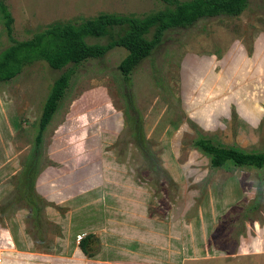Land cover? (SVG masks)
I'll return each instance as SVG.
<instances>
[{"label":"rangeland","instance_id":"1","mask_svg":"<svg viewBox=\"0 0 264 264\" xmlns=\"http://www.w3.org/2000/svg\"><path fill=\"white\" fill-rule=\"evenodd\" d=\"M1 1L17 41L56 23L164 8ZM11 45L0 19V53ZM126 53L77 69L40 150L43 105L63 71L35 62L0 83V245L10 263L264 264V167L212 169L193 146L202 136L264 151V0L167 30L128 80L118 71ZM86 236L90 256L78 247Z\"/></svg>","mask_w":264,"mask_h":264},{"label":"trees","instance_id":"2","mask_svg":"<svg viewBox=\"0 0 264 264\" xmlns=\"http://www.w3.org/2000/svg\"><path fill=\"white\" fill-rule=\"evenodd\" d=\"M164 8L143 17L101 13L80 22L56 23L17 41L13 35V18L0 0V19L12 45L0 53V83L14 80L23 69L35 62H45L51 69L63 71L53 82L43 105L35 138L40 150L43 133L70 87L77 69L90 60L103 58L115 48L127 53L118 65L121 76L128 80L133 71L160 44L164 33L173 28H187L201 18L220 15L236 17L248 6V0H161ZM106 39L105 44L88 39ZM193 146L205 154L212 169L226 166L264 167V151L249 152L222 145L210 137H198ZM90 236L79 241L81 252L90 256L86 245Z\"/></svg>","mask_w":264,"mask_h":264},{"label":"built area","instance_id":"3","mask_svg":"<svg viewBox=\"0 0 264 264\" xmlns=\"http://www.w3.org/2000/svg\"><path fill=\"white\" fill-rule=\"evenodd\" d=\"M2 238V235L0 234V239ZM7 244L6 245H0V264H11L10 258H8V251H7Z\"/></svg>","mask_w":264,"mask_h":264},{"label":"crops","instance_id":"4","mask_svg":"<svg viewBox=\"0 0 264 264\" xmlns=\"http://www.w3.org/2000/svg\"><path fill=\"white\" fill-rule=\"evenodd\" d=\"M4 233H5V231H1V230H0V234L2 235V237H6V236H4ZM8 241H10V245H11V247H13V243H12V241L9 240V239H8ZM7 246H8V245H7ZM7 246H6V247H7ZM7 248H10V247L8 246ZM7 251H8V250H7Z\"/></svg>","mask_w":264,"mask_h":264},{"label":"water","instance_id":"5","mask_svg":"<svg viewBox=\"0 0 264 264\" xmlns=\"http://www.w3.org/2000/svg\"><path fill=\"white\" fill-rule=\"evenodd\" d=\"M102 125H103V128H104V123H102ZM112 130H114V128H112ZM93 131H96V129H93ZM98 131V130H97ZM103 131V130H102Z\"/></svg>","mask_w":264,"mask_h":264}]
</instances>
